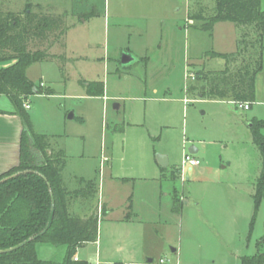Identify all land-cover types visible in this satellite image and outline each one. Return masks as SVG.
Returning <instances> with one entry per match:
<instances>
[{"label":"rangeland","instance_id":"374dc122","mask_svg":"<svg viewBox=\"0 0 264 264\" xmlns=\"http://www.w3.org/2000/svg\"><path fill=\"white\" fill-rule=\"evenodd\" d=\"M28 4L36 11L62 15L63 26L69 27L59 39H50L52 45H31L34 49L47 48L59 56L36 62L28 71L36 84L39 85L43 77L47 86L54 89L51 95L42 93L30 97L31 104L38 110L34 120L36 129L84 137L81 139L84 155L80 157L76 156L80 142L70 141L63 169L66 183L72 185L76 176H86L94 178L97 186L102 187L100 168L112 165L115 172L146 175L157 184L161 181L157 155H167L169 169L180 168L182 175L169 179L171 183L163 181L162 192H171L172 186L176 187L184 196L183 210L174 221L161 217V223L154 226L155 232L159 230L165 235L166 246L155 254L152 264H162L161 259L166 264H240L241 257L256 253L257 242L264 236V202L251 232L244 226L246 222L232 220L228 210L233 206L232 199L247 189V178L262 170V155L253 141L252 126L255 116L262 117L256 114L262 107L252 103L250 109H244L230 101L199 98L187 92V83L192 81L187 77L190 58L201 50L223 49L224 46L215 43L207 32L179 31L171 26L170 22L177 16L184 18L185 0H178L177 7L181 10L170 15L162 44L154 46L148 67L144 61L122 66V53L112 27L109 37L107 35V0H0L1 8L22 13ZM110 15L112 24L113 15ZM85 17L88 19L83 21ZM228 24L235 27L234 33L240 37L236 25ZM135 36L130 48L136 53ZM61 52L67 54L69 60L66 55L61 56ZM108 55L110 61L106 60ZM212 58L208 57L211 59L207 64L209 68L224 67V59ZM201 61L194 58L190 62L191 70L199 69ZM5 65L8 64L0 61V67ZM86 81H103L106 96L88 95ZM115 103H120L121 107L115 109ZM70 114L75 118L69 119ZM118 124L123 125V131L114 130ZM261 132L264 134V128ZM191 146L198 149L194 155L201 160L199 166L183 163L184 154ZM103 148L110 157L108 162L101 157ZM152 182L137 190L143 189L144 194H149ZM112 198L114 205L120 207L121 191L115 190ZM171 198V195H163V204ZM214 199H220L224 210L215 221L223 226L222 231L215 230L206 216V209ZM37 247L40 257L45 259L61 261L65 254L63 245L38 243ZM85 251L95 264L94 246L81 247L82 258ZM144 257L145 261L152 258Z\"/></svg>","mask_w":264,"mask_h":264},{"label":"trees","instance_id":"16d2710c","mask_svg":"<svg viewBox=\"0 0 264 264\" xmlns=\"http://www.w3.org/2000/svg\"><path fill=\"white\" fill-rule=\"evenodd\" d=\"M191 27L213 36L214 25L221 21L233 22L239 29L238 48L235 52L222 53L212 49L205 56L225 60L219 70L205 67L191 70L195 80L188 91L205 99L232 100L236 104L256 101V77L264 69V2L262 0H194L189 11ZM62 15L33 10L31 4L24 12L3 9L0 6V61L8 65L0 67V95H6L13 103L15 112L22 118L24 130L21 140L20 163L0 175V251L17 246L41 232L48 224L52 209L55 212L51 227L46 233L24 246L0 252V264H90L77 259L79 247L98 238L99 212L87 218L73 216L68 210V192L61 178V158L47 152L49 139L36 133L25 101L42 87L31 80L27 69L32 64L56 57L43 46L51 38L59 39L69 27H64ZM90 95L104 94L103 81L84 82ZM253 141L262 155V172L255 184L256 208L264 199V120L253 123ZM123 130V125L119 126ZM35 147L43 156L37 162L32 151ZM52 191V194H51ZM178 210L180 199L174 198ZM104 213V209H103ZM102 213V215H103ZM264 238L258 243L261 246ZM38 243L63 245L65 254L61 261L40 257ZM264 253L244 256L241 264H263Z\"/></svg>","mask_w":264,"mask_h":264},{"label":"crops","instance_id":"0c3cea01","mask_svg":"<svg viewBox=\"0 0 264 264\" xmlns=\"http://www.w3.org/2000/svg\"><path fill=\"white\" fill-rule=\"evenodd\" d=\"M262 1L264 2V0ZM177 4L178 0H107L106 6H108V11L105 7V14L106 12L109 14L108 19L106 17L107 35L109 37L110 29L112 27L113 36L118 39V48L122 55L124 52H127L134 58L132 63L144 61L148 67L150 66L152 58L151 52L154 46H161L162 44L165 28L167 23H169L168 19H170V15L174 11L177 12L181 10L180 7H177ZM193 4L194 0H185L184 18L177 16L175 20L170 22L174 29L179 31L184 29L186 32H190L192 29H194L191 27L192 21L188 19L189 11ZM111 13L113 15L112 24H110V19L112 17L110 15ZM87 19L88 18L85 17L83 21H86ZM229 22L230 21H221L214 25V34L212 37L215 43L224 47L223 49L212 50L222 53L237 51L239 37L238 34L234 33L235 27L231 24H228ZM72 26H75V24ZM231 30H233V32ZM134 36L136 42L135 44L138 46L137 49H135L136 53L130 48L132 41L134 42ZM205 52L206 51L201 50V53H198L199 55L194 54V57L190 58V61H188V68L190 70L192 69L190 62H192L194 58H201L202 60L198 68L205 67L207 70H219L218 68L212 69L208 67L207 64L211 59H208L209 56H205ZM51 54L56 56L53 59H58L59 55L57 53L52 52ZM60 54L61 56L66 55L65 58L69 60L67 54H63V52ZM106 57V60H111L109 55ZM215 58L216 57H213L212 59ZM132 63L122 66L127 67L132 65ZM30 67L27 69V75L31 80H33L28 73ZM42 82L45 83V86H41ZM192 82L194 81L192 80L191 83H187V87L191 85ZM39 85L44 89L42 93H46L47 95L53 94L54 89L51 86H47V83L44 81L43 77ZM187 87L186 90L189 92ZM154 91L156 93L158 92L157 89ZM42 93L36 92L34 94ZM34 94L30 95L27 99V101L30 103V108L25 109L30 115L34 131L36 133L45 134L48 136V154L53 157L58 156L59 158H61L63 155L65 158L63 164L60 167V173L63 186L68 192L67 200L69 213L76 217L87 218L93 213L97 212L99 205H102L104 209V213L101 217L102 220L99 223V234L97 240L94 242L85 243L81 247L86 249V246L88 245L92 244L94 246L96 254L95 264H152L155 254L158 251H162L164 249V245L166 246L165 235L160 234L161 232H159V230L158 233L157 231L155 232L154 230L156 226L161 223L163 217L168 222L174 221L175 216H180L183 210L182 202L184 201V196L176 189V187L173 188L172 186L171 192H166L165 194L162 192L163 181H169V179L174 180L179 177V175H182L180 170H178L180 168L169 169V160L167 166H161L156 158V162L160 166L161 170V181H158L157 184L154 182L155 179H150L146 175H131L129 173H123V171L115 172L111 165L108 168H100L101 174H103L102 187L97 186L94 178L86 176H76V182L74 184L72 183L73 186L68 185L63 177V169L67 164L69 144H71V139H76L79 141L80 144L77 143L78 149L76 151V156H83L85 147L81 139L83 140L84 137L78 134L70 137L68 133H58L57 131L46 133L36 129L34 120L38 110L36 107H33L30 101V97H32ZM87 94L90 95L88 92ZM101 96H106L105 83L104 94ZM220 101H230L235 103L232 100ZM254 103H256L257 106L262 107L260 110H258V113H256L262 117L258 118L255 116L254 120H264V69L260 71L256 77V101ZM251 106L252 105H250V107ZM120 107V103L114 104L115 109H119ZM250 107L248 109H250ZM73 118H75L74 114L69 117V119ZM120 125L121 124L116 125L114 130L123 131L124 128L123 130L116 129L120 128ZM23 130L24 125L22 118L15 112L12 101L6 95H0V175L20 163ZM190 148L196 150L194 154L198 152V149L195 146H191ZM32 151L36 161L42 162L43 156L40 151H38L33 146ZM165 156L168 158L167 155ZM101 157L105 160V162L110 160V157L107 154L105 155L104 148L102 149ZM261 172H259V174L254 173V175L247 178L248 182H244L247 186V189H244L243 193L239 191L241 196H236L232 199L231 204H233V206H230V209L228 210V212L232 215V220L239 219L244 223L246 222V225L244 226L247 227L249 232L252 231L255 218L264 202L263 199L256 208L253 197L255 192V184L260 177ZM78 181L80 182L79 185ZM149 181H153L150 183V186H153V188L152 190H149V194H144V191H142L143 189L137 190L138 187H147L146 183H149ZM139 183H143L142 186H140ZM108 187H111V189H108ZM115 190L118 192L121 191L123 196L120 207H116V205L113 203L112 196L115 193ZM242 194L245 196L243 197ZM163 195H171L172 197L170 201L166 200L165 205L163 204ZM176 195L180 199L178 210L174 209V198ZM96 196H98L97 201H95ZM92 199H94V201L91 202ZM219 200L214 199L213 203L207 207L206 216L209 218V221L212 222L211 224L215 226V230L222 231L223 226L221 224L219 225V223H215L216 216L222 215L224 213ZM201 203L202 202L200 201L197 202L199 205H201ZM152 215H155V217ZM147 225H149L148 231H146ZM263 238L264 236H261L257 243H259ZM153 246H155V248ZM81 247L78 248L75 257L77 259L87 260L90 264H92V260L90 257H88L86 251L85 254L83 253L85 257L82 258V252H80ZM259 251L264 253V241L262 242L261 246H258L257 252ZM141 253L142 256L140 255ZM256 253L245 256H253ZM144 256H151L152 258L145 261ZM243 257H241V259Z\"/></svg>","mask_w":264,"mask_h":264},{"label":"water","instance_id":"95a60500","mask_svg":"<svg viewBox=\"0 0 264 264\" xmlns=\"http://www.w3.org/2000/svg\"><path fill=\"white\" fill-rule=\"evenodd\" d=\"M133 59L134 58H133V56L131 54H129L127 52H124L123 55H122V58H121V63H122L123 66H126V65L131 64L133 62ZM35 92H37L36 89H35ZM71 116H72V114H70L69 117H71ZM189 152L195 153L196 150L190 148ZM157 160H158V162H159V164L161 166H167L168 165V158L165 155H163V154H158L157 155ZM51 194H52V191H51ZM54 212H55V200H54V197H53V194H52V209H51V214H50V218H49L47 226L41 232H39L38 234H36L34 236H31L30 238H28L25 241L21 242L17 246H14V247L9 248L7 250H2L0 252H7V251H12V250L18 249V248L24 246L25 244L31 242L32 240H35L36 238H38L39 236L43 235L44 233H46L47 230L52 225L53 218H54Z\"/></svg>","mask_w":264,"mask_h":264},{"label":"built area","instance_id":"2783aa9c","mask_svg":"<svg viewBox=\"0 0 264 264\" xmlns=\"http://www.w3.org/2000/svg\"><path fill=\"white\" fill-rule=\"evenodd\" d=\"M187 77H190L192 80L195 79V75H194V73L191 72V70H189V74L187 75ZM41 86H45V83L42 82ZM240 106L243 107L244 109H248L250 107V104L249 103H243V104H240ZM24 107L26 109H29L30 108V103L28 101H25ZM183 163L185 165H190L192 167H195V166H199L201 164V160L198 157H196L194 155V153H191V152L187 151L184 154ZM98 212H99V215L102 216V213H103L102 205H99ZM160 263L166 264L164 259H161Z\"/></svg>","mask_w":264,"mask_h":264}]
</instances>
